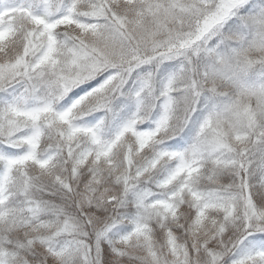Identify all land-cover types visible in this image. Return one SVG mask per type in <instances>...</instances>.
<instances>
[{
  "label": "snow or ice",
  "instance_id": "obj_1",
  "mask_svg": "<svg viewBox=\"0 0 264 264\" xmlns=\"http://www.w3.org/2000/svg\"><path fill=\"white\" fill-rule=\"evenodd\" d=\"M0 264H264V0H0Z\"/></svg>",
  "mask_w": 264,
  "mask_h": 264
}]
</instances>
